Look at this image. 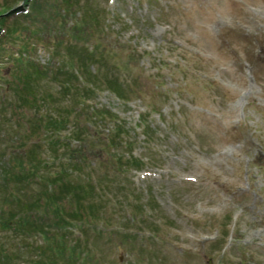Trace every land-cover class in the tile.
Returning <instances> with one entry per match:
<instances>
[{
    "label": "rangeland",
    "instance_id": "rangeland-1",
    "mask_svg": "<svg viewBox=\"0 0 264 264\" xmlns=\"http://www.w3.org/2000/svg\"><path fill=\"white\" fill-rule=\"evenodd\" d=\"M46 111L71 114L63 134L82 132L98 183L64 211L32 207L69 264H264V0H0V264H38L43 237L7 220ZM118 130L129 146H107Z\"/></svg>",
    "mask_w": 264,
    "mask_h": 264
},
{
    "label": "trees",
    "instance_id": "trees-1",
    "mask_svg": "<svg viewBox=\"0 0 264 264\" xmlns=\"http://www.w3.org/2000/svg\"><path fill=\"white\" fill-rule=\"evenodd\" d=\"M70 9L65 8L64 6L63 9H61V6L57 9L58 13L61 12V10L63 11L62 14L63 18L57 21L58 23L53 24L52 29L56 25H58L62 30L66 28V24L68 23V20L66 21V15L68 16L72 12V10ZM36 16L39 15L36 14ZM74 21H76V19H74ZM73 24H74L73 38H77L79 40L80 38H78L76 32L83 33L87 27H91V24L88 23V21H86L83 17L81 21L79 20L78 22H74ZM95 40H97L100 43L98 39ZM83 45L85 46V42H83ZM98 46L99 45H97L96 48ZM57 47L58 46H56V48ZM72 48H75V46L72 45ZM77 48L79 50L81 49L80 47ZM88 53L90 57H93L95 55L93 51L92 52L90 51ZM82 60L83 62H85V60L81 58L78 61V64L80 62L81 65ZM14 64H15V68L12 71V76H14L16 85L23 84L22 89L28 87V85L33 86L34 84L30 80V71H28V69L25 68L24 70H21V73L19 74L18 77V75L14 74V71L20 69L21 65L15 62ZM34 70H35L34 73L39 74L38 68L34 67ZM78 79L80 83L81 82L84 83L85 81L86 83H93L91 81H87L86 75L82 72L79 74ZM59 83L60 86H62V88L64 89L67 88L69 89L71 88L72 85V81L70 79H65V80L60 79ZM84 92L86 91L84 90ZM120 96L122 98H125L122 95ZM50 110L51 109H49V111ZM49 111H46L47 113L44 114V116L38 120L39 126L43 125L44 127L43 129L45 130V133H43V137H39L40 138L39 146L41 150L45 151V155L41 154L42 151H39L38 154L35 155L33 151L35 150L36 146H32L31 148H28L26 144L19 146L21 147L20 150H22L25 153V155L28 156V160H29L28 162H30V165L27 166L30 167V169L34 171V173H32V171L30 170L31 175H29V172L26 173V167H22V171L20 173L17 172L11 175L13 178L12 185L15 191L14 194L11 195L10 197L13 198L14 205L16 207L18 206L19 209L18 210L16 209V211L12 210L13 208L10 209V212L12 213L10 216H13L14 220L10 219L9 221L8 219L7 225H10V227L12 226L13 228L15 227L21 228L19 235H23V233H25L23 237L27 235L34 237L41 235L43 237L42 245H40L39 246L40 249L36 251V255H37L36 261L38 262V264H54V263L69 264L70 260H67V258L70 257L64 254L63 249L62 248L55 249V247H53L54 244L56 245L57 243L56 241L59 239V237H56V235L50 237L46 230L38 229L36 226H34V223L28 221V219L31 216V213L33 212L32 207L36 208L39 204V201L43 200L46 208H50L51 207L50 205H52L55 209H57V212H60V210L64 211L62 208L63 206L61 204L63 201L67 203H71L72 201L75 200V198L81 199L80 196L82 194H84L85 197L86 195H88V198H91L95 191V187L98 186V183L96 184L94 182L91 175L88 174L85 176L83 173V170L85 172L87 171L86 168H88V166L84 168L87 165L86 157L84 155V152L81 151L82 149L80 147V143H82L81 142L82 132L75 131L73 136H70L69 134L68 135L63 134L64 129L69 128V126H72L73 129L74 122L71 121L72 118V117L70 118L71 114L66 113V115L64 116L62 115V116H58V118H54L47 116V114H49ZM104 114L107 115V113L105 112L102 115H100V121L106 118V115ZM54 115L56 114L53 113V115L51 116ZM144 133L145 136L149 135V133H147L146 130L144 131ZM113 134H115V130ZM119 135H121V133L118 130L116 135L112 137L110 136L107 142L108 143L107 146L113 148L114 145H116V143L118 142L122 146H129L130 142L125 140V138L122 139L121 136L119 138ZM74 142L76 144H73ZM117 160L119 161V163H121L122 162L121 160L123 159L121 158V160H119V158L117 157L116 161ZM123 161H125L126 164H129L130 162H133L135 164L136 162V160L134 161L131 158L124 159ZM41 169H43L44 172H41ZM40 184L42 185L41 186L42 190L38 192L36 187L38 185L40 186ZM25 185H28L29 188H26ZM36 192L38 193L36 194ZM35 196H41V197L36 199ZM36 204L37 206L35 207ZM83 209L84 207L82 203H80L79 205L78 203L74 202L71 207V211L73 210V214L75 212L73 219L78 221L79 223H85L84 221H86V215ZM65 213L68 214L67 212ZM2 222L3 220L0 219V225H1L0 228H5ZM43 244H45L44 247H42ZM53 257H55V259H57L58 261L55 260L52 263V260H54ZM61 260L62 262H59Z\"/></svg>",
    "mask_w": 264,
    "mask_h": 264
}]
</instances>
